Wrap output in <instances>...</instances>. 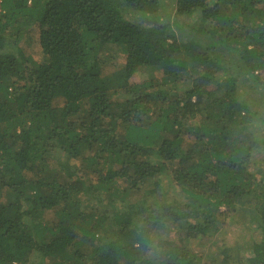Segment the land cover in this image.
Here are the masks:
<instances>
[{"label": "trees", "instance_id": "1", "mask_svg": "<svg viewBox=\"0 0 264 264\" xmlns=\"http://www.w3.org/2000/svg\"><path fill=\"white\" fill-rule=\"evenodd\" d=\"M152 216L264 264V0H0V264H153Z\"/></svg>", "mask_w": 264, "mask_h": 264}, {"label": "clouds", "instance_id": "2", "mask_svg": "<svg viewBox=\"0 0 264 264\" xmlns=\"http://www.w3.org/2000/svg\"><path fill=\"white\" fill-rule=\"evenodd\" d=\"M137 244H142L141 251L153 264L162 259L164 253L162 242L168 238L167 233L158 227V219L152 216L147 220H141L137 224Z\"/></svg>", "mask_w": 264, "mask_h": 264}, {"label": "rangeland", "instance_id": "3", "mask_svg": "<svg viewBox=\"0 0 264 264\" xmlns=\"http://www.w3.org/2000/svg\"><path fill=\"white\" fill-rule=\"evenodd\" d=\"M116 52H117V49L116 48H108L106 51H105V53H106V55H107V57H108V59H112L115 55H116ZM109 61H113V62H116L117 61V59L116 58H113L112 60H109ZM110 63V62H109ZM113 69V65L111 66V65H108V70H112ZM151 77V73H147V71L146 70H140L138 73H136V75L134 76V79L136 80V81H142V80H146V78H150ZM172 194H175V195H177V190H174V189H172ZM178 196V195H177ZM179 197V196H178ZM250 219H251V217H250ZM250 219H249V217L246 219V217H243L242 219H240V218H238V222L239 223H241L240 225H238V226H233V227H231L230 228V231H229V233L227 234V237L230 239V240H236V239H238L239 241H238V243H239V247L235 244V245H233L232 244V241H230V243H231V247H232V249H233V252L232 253H230L229 252V254L230 255H232V256H235L234 257V262H236V260L238 259V258H242V253H243V249H242V247L240 246V243H242V240L244 241V242H247L248 240V235H246V234H243V236L241 235V234H239V235H237L238 234V232H239V229L241 228V225L243 224L244 225V229L246 230V231H251V227L250 226H252L251 224L253 223V222H250ZM247 222V223H246ZM245 224H247V225H245ZM231 230L234 232V234H236L237 236H231ZM253 230H255V229H253ZM254 233H256L255 231H252V233L251 234H254ZM205 238L206 239H210V240H213L214 239V237L213 236H209L208 234H205ZM212 242V241H211ZM205 243H207V241L205 242V239H204V244ZM247 247V246H246ZM242 249V250H241ZM250 254H252V252H250L249 251V249H247V255H250ZM240 264H246V263H244V262H240Z\"/></svg>", "mask_w": 264, "mask_h": 264}]
</instances>
